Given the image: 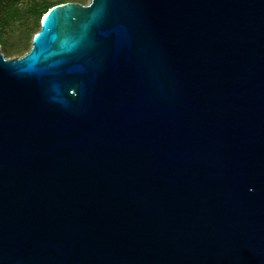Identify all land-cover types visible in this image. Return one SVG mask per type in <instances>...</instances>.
<instances>
[{
	"label": "water",
	"instance_id": "water-1",
	"mask_svg": "<svg viewBox=\"0 0 264 264\" xmlns=\"http://www.w3.org/2000/svg\"><path fill=\"white\" fill-rule=\"evenodd\" d=\"M0 264H264V0H89L0 51Z\"/></svg>",
	"mask_w": 264,
	"mask_h": 264
},
{
	"label": "rangeland",
	"instance_id": "rangeland-1",
	"mask_svg": "<svg viewBox=\"0 0 264 264\" xmlns=\"http://www.w3.org/2000/svg\"><path fill=\"white\" fill-rule=\"evenodd\" d=\"M66 2L86 5L89 0H0V51L5 58H19L30 49L43 17L37 6Z\"/></svg>",
	"mask_w": 264,
	"mask_h": 264
},
{
	"label": "trees",
	"instance_id": "trees-1",
	"mask_svg": "<svg viewBox=\"0 0 264 264\" xmlns=\"http://www.w3.org/2000/svg\"><path fill=\"white\" fill-rule=\"evenodd\" d=\"M67 3V2H66ZM60 4H63V3H56V4H53V5H50V4H46V3H42L40 4L39 6H37V10L39 12V15L43 14V16L46 14V12L52 8L53 6L55 5H60Z\"/></svg>",
	"mask_w": 264,
	"mask_h": 264
}]
</instances>
